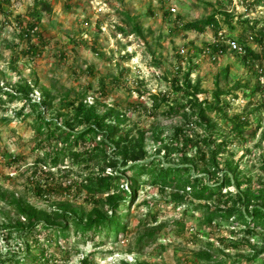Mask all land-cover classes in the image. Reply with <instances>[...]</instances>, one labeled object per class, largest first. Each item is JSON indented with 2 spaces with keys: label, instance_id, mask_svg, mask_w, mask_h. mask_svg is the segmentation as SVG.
Listing matches in <instances>:
<instances>
[{
  "label": "rangeland",
  "instance_id": "1",
  "mask_svg": "<svg viewBox=\"0 0 264 264\" xmlns=\"http://www.w3.org/2000/svg\"><path fill=\"white\" fill-rule=\"evenodd\" d=\"M211 15L218 27H206L201 34L181 27ZM26 26H35L29 39L20 29ZM251 27L256 35L264 31L263 0H0V258L34 264L26 255L36 254L31 240L38 239L52 264H79L86 257L91 264H262L264 254L249 258L263 248L264 230L247 236L243 225L220 217L207 225L212 204L195 201L188 189L174 196L170 188L147 183L148 174L141 178L128 217L121 220L125 231L117 238L112 233L80 236L72 223L66 237L40 225L28 233L9 203L26 202L40 219L52 218L53 211L68 204L85 222L94 208L107 209L99 202L109 195L92 194L86 186L96 188L100 178L123 175L118 188L128 190L130 167L143 163L150 169L183 167L189 178L206 183L219 182L225 173L236 175L249 180L241 188L256 197L251 205H260L264 57L210 50L218 33L223 41L239 43L244 34L252 35ZM243 42L264 54V38L262 44ZM35 90L44 100L46 121L78 132L84 125L77 107L93 106L97 117L110 114L107 126L119 117L117 134L126 141L118 144L115 138L96 149L90 140L82 147L93 150V162L81 165L61 157L52 168L48 154L61 140H46V130H38V109L24 99ZM177 104L187 107L170 116L168 108ZM205 104L219 112L200 114ZM100 134L96 141L109 137L106 131ZM102 156L112 165L103 169ZM226 190L235 191L233 186ZM157 228L153 237L147 235ZM230 240L239 246L226 248Z\"/></svg>",
  "mask_w": 264,
  "mask_h": 264
},
{
  "label": "trees",
  "instance_id": "2",
  "mask_svg": "<svg viewBox=\"0 0 264 264\" xmlns=\"http://www.w3.org/2000/svg\"><path fill=\"white\" fill-rule=\"evenodd\" d=\"M40 5L44 6V9L48 10V5L43 1L39 2ZM264 3V0H263ZM36 6V5H35ZM34 6V7H35ZM245 23V22H244ZM248 25V23H245ZM218 27L216 22V17L211 15L205 19L200 21H195L191 23H185L182 25V29L184 31H193L198 34H201L206 27ZM23 29L24 37L29 39L31 37V32L35 29V26L20 28ZM137 30V28H134ZM233 29V28H230ZM252 35L246 37L245 34L240 37L239 43L237 44L242 47L244 50V57H249L251 59H258L264 57L263 55H257L249 46L244 45V41L251 39L258 44H262V40L264 38V31L259 32L257 35L254 33L255 28H250ZM122 33H125L121 30ZM248 32V31H247ZM133 33V32H132ZM217 34V32H216ZM129 35V34H128ZM235 41V40H234ZM33 53H37L38 49L35 47H31ZM211 54L217 53L218 50L229 51L225 45L222 44H214L213 48L210 49ZM236 53V52H235ZM184 82H187V78L184 79ZM178 89V87H177ZM188 96H193L187 91L184 92ZM25 101L31 106L33 109L37 107V115L39 120L42 122L39 125L38 130L41 132L46 130L45 138L46 140L60 139L61 143L57 146V148L49 155L48 164L53 168L56 167L59 163L61 157H70L71 160L77 164L87 165V163L93 162V158H91V153L93 150H89L82 144L88 141H95L96 149H100V147L106 148L107 145L110 144L111 141H114L115 138L118 140V144L120 141H126L125 138H121V134H117V128L120 125V120L118 116H115V124L114 126L105 125L106 119L110 118V114H105L104 116L97 117L95 109L93 106H79L76 109V115L81 117L80 125H84L83 129L74 132L70 129H65L61 127L57 123H53L51 121H46L42 115V104H44V100L41 103V106L31 103L30 98L25 95ZM189 105V104H188ZM192 107L196 106V104H191ZM198 105V104H197ZM186 105L177 104L168 108L167 112L170 116H178L180 113L186 109ZM209 113H217L219 109L215 106L205 104L203 109H200V114ZM167 113V114H168ZM238 116H236V119ZM102 131H106L109 135L108 138L103 140L96 141V138L101 135ZM236 133L241 132V125L239 123L235 124ZM82 148V149H81ZM216 152H214L211 156L212 168L215 171L217 169L216 164L213 162ZM102 162L105 163L102 167L103 169L107 166H111L110 158L102 156ZM187 167V166H186ZM132 171L131 177L127 178V189L118 188V181L122 176H110L108 178H100L98 186L96 188H92L86 186V189L92 194L103 195L108 193L109 195L103 200H100V204L103 203V206H107L102 208L103 210H99L98 208H94L92 213L87 217L85 222L81 219L76 218L73 209L65 204L61 208L53 211V217H45L40 219V212L27 204L26 202L14 200L13 203L19 217L24 219L27 227L24 228V225H20L21 228L26 229L29 233L32 229L39 225L42 226L43 229H50L54 234L61 237H66L68 233V224H73L74 234L80 233V236L86 237L88 232H92L93 235H102L104 234L108 237L111 233L114 234V237L123 235L125 231V223L121 220L127 219L128 217V208L130 206V202L134 198L137 193L138 188L142 183V176L145 174L149 175L150 182L149 184H158L163 187L170 188L173 191H176L177 194L174 196L178 197L180 192H185V189H188L189 195L195 201H203L208 203L209 205H213L214 212L207 213L206 215V224L210 225L213 223L216 217H220L225 223L233 222L239 223L244 227V234L247 236L253 235L255 229L264 230V198L260 205L254 204L251 205L252 200H256V197L253 196L250 189L243 190L241 188L242 184L248 183L249 180H238L236 175L231 176L229 173H225L219 180V182L206 183L204 180H200L197 177L189 178L187 176L188 170L186 168H147V166L143 163H137L133 167H130ZM144 183V182H143ZM234 187L235 191L230 192L226 190L227 188ZM38 188V187H37ZM112 190V191H111ZM223 190H225L223 192ZM38 194H41L40 189H38ZM96 203V202H94ZM202 207V206H201ZM250 207V210L248 209ZM105 209V210H104ZM208 209V208H207ZM109 213V214H108ZM51 219V220H50ZM54 222H53V221ZM21 230V229H20ZM160 229L157 228L152 232H149L147 235L149 237H153L156 233H158ZM31 238V237H30ZM36 240H31V244H33L34 248L37 250L36 254H30L27 252L26 256H31V261L34 264H52L54 260L52 256H47L44 250H40L37 246ZM224 241V240H223ZM264 241V240H263ZM226 248L236 249L239 246V243L235 241H228L226 244H223ZM26 250L27 246H26ZM264 254V246L259 250H255L250 260H255L258 256ZM199 257L201 259H205L206 261L210 260L208 254H200ZM24 261L22 258H18L12 261L11 257L0 258V264H20ZM79 264H91L89 259L82 258L79 261ZM264 264V258L263 263Z\"/></svg>",
  "mask_w": 264,
  "mask_h": 264
},
{
  "label": "built area",
  "instance_id": "3",
  "mask_svg": "<svg viewBox=\"0 0 264 264\" xmlns=\"http://www.w3.org/2000/svg\"><path fill=\"white\" fill-rule=\"evenodd\" d=\"M170 11L173 12L174 9H171ZM33 31L31 33H33ZM213 44L225 45L230 52H236V53H239V54L244 53V50L237 44L236 41H234V40L223 41V36L220 33H218L216 39L213 41ZM207 51L209 52V50H207ZM219 53H222V51L218 50L216 54H219ZM181 54H184L183 50L181 51ZM29 97H30L31 103L41 106L42 101H41L40 96L37 95V91L36 90L33 91L29 95Z\"/></svg>",
  "mask_w": 264,
  "mask_h": 264
}]
</instances>
